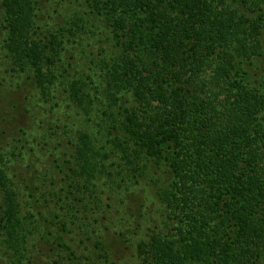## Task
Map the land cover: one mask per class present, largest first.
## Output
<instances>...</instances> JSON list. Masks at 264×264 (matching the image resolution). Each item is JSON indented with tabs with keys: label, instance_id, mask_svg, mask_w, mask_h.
I'll return each mask as SVG.
<instances>
[{
	"label": "trees",
	"instance_id": "1",
	"mask_svg": "<svg viewBox=\"0 0 264 264\" xmlns=\"http://www.w3.org/2000/svg\"><path fill=\"white\" fill-rule=\"evenodd\" d=\"M86 1L106 43L85 90L70 28L0 0L17 78L0 76L18 122L0 134L6 264H264V85L246 68L264 0Z\"/></svg>",
	"mask_w": 264,
	"mask_h": 264
},
{
	"label": "rangeland",
	"instance_id": "2",
	"mask_svg": "<svg viewBox=\"0 0 264 264\" xmlns=\"http://www.w3.org/2000/svg\"><path fill=\"white\" fill-rule=\"evenodd\" d=\"M39 5V15L42 21L48 22L51 26H64V29L67 30L70 28L71 36L67 34L65 31V35L70 36L71 40L67 44V50L64 52L65 67L67 69V73L70 74V78H74L79 83L82 84L81 80H84L86 83L85 90L88 86H93L92 81L89 79V75H92V80H95V76L93 73L100 72L101 65L99 61V54H101L102 47L106 43V35L102 29L99 28V24L97 22V18L91 12L92 8L89 5V2L86 0H38ZM231 1V0H230ZM235 4H240L239 0L233 1ZM2 6L0 2V26L2 24ZM2 28L0 27V76L7 75L14 82L17 81V78L12 77V71L9 70L10 64L7 63L9 61L6 55V49L3 46V34ZM81 43V44H79ZM103 51V50H102ZM67 62H70L66 64ZM72 64V65H71ZM247 71L250 75V82L253 85H258V83H263L264 85V58L260 57L259 59H255L253 64L246 66ZM24 82H27L25 78H23ZM9 82V81H8ZM7 85V81L5 82ZM94 83H97V81ZM264 87V86H263ZM14 103V100L11 101V104L5 106L3 109H0V134L7 136L13 135L16 132V128L18 127V122L14 125L12 124V117L16 114V108L11 106ZM10 119V120H9ZM3 131V132H2ZM2 135V136H3ZM108 194H104V200H108ZM100 228L102 230L105 222L103 219L101 220ZM96 227V225H95ZM139 229H136L138 231ZM106 232V231H105ZM108 232V231H107ZM137 234V233H136ZM142 233H139L140 235ZM76 239V243H77ZM42 244V243H41ZM82 246V245H81ZM35 257L34 259L42 262L46 260V254L50 253L48 249H44V246H41L43 251H40V246L37 245L33 248ZM46 255V256H45ZM131 251L127 252L124 258H122V262L130 264L131 261ZM127 256H129L127 258ZM7 257L0 254V264L7 263ZM39 262V263H40Z\"/></svg>",
	"mask_w": 264,
	"mask_h": 264
}]
</instances>
